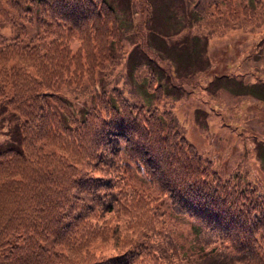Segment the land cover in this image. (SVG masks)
Segmentation results:
<instances>
[{"label": "trees", "instance_id": "16d2710c", "mask_svg": "<svg viewBox=\"0 0 264 264\" xmlns=\"http://www.w3.org/2000/svg\"><path fill=\"white\" fill-rule=\"evenodd\" d=\"M118 41L105 0H0V102L21 117L19 145L0 151V264H264V194L229 191L170 112L163 126L115 89L79 120L49 103L114 66ZM162 198L196 231L192 260Z\"/></svg>", "mask_w": 264, "mask_h": 264}, {"label": "rangeland", "instance_id": "374dc122", "mask_svg": "<svg viewBox=\"0 0 264 264\" xmlns=\"http://www.w3.org/2000/svg\"><path fill=\"white\" fill-rule=\"evenodd\" d=\"M105 1L121 49L110 43L114 66L96 68L92 84L83 77L79 89L60 86L49 95L60 118L66 122L63 104L83 118L102 92L113 103L115 89L148 114L157 107L163 126V111L170 112L174 129L211 161L229 191L264 194V0H203L202 14L193 8L196 0ZM27 6L31 20L23 24L36 32L42 10ZM20 119L0 102V151L19 145ZM159 204L170 214L165 198ZM166 227L192 260V223L171 211Z\"/></svg>", "mask_w": 264, "mask_h": 264}]
</instances>
